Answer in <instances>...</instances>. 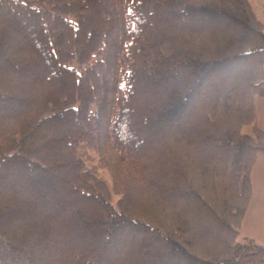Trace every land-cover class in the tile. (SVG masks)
<instances>
[{
	"label": "trees",
	"instance_id": "1",
	"mask_svg": "<svg viewBox=\"0 0 264 264\" xmlns=\"http://www.w3.org/2000/svg\"><path fill=\"white\" fill-rule=\"evenodd\" d=\"M256 97L249 0H0V264H263L239 231L264 156Z\"/></svg>",
	"mask_w": 264,
	"mask_h": 264
},
{
	"label": "rangeland",
	"instance_id": "2",
	"mask_svg": "<svg viewBox=\"0 0 264 264\" xmlns=\"http://www.w3.org/2000/svg\"><path fill=\"white\" fill-rule=\"evenodd\" d=\"M251 3L253 5L254 11L257 14V17L260 20H264V0H251ZM224 20H216L213 25V30L214 32L217 31L215 34L220 33V38H223V34L221 33H236L237 31V26H232L229 24V22H223ZM181 24V25H180ZM176 26H186L187 28L190 27V23L186 22L184 23V21L180 22V23H175ZM209 25V27H211ZM218 26V27H217ZM201 27V26H199ZM216 27V28H214ZM221 27V28H219ZM219 28V29H218ZM182 29V28H181ZM40 75H36L35 77H39ZM160 86H164L167 87L168 89L172 88L173 86V81H170L169 78L165 79L164 81L159 80ZM254 112L256 115V123H257V127L264 130V97H256L254 100ZM152 128V127H150ZM154 128V127H153ZM155 129V128H154ZM252 131V127L251 126H245L242 129V134L244 135H249L251 134ZM204 149V148H203ZM217 150V149H216ZM214 148L211 147V149H209V147H205V152L203 151L202 153V157L206 156L208 157V154H214V152L216 151ZM80 155L84 160V163L86 165L87 168L89 169H95V171L97 172V175L104 179L106 181V183L108 184V186L110 187L111 185V180L109 177V174L107 172L106 169H102L99 167V162H98V157L96 156L95 152L89 150V149H82V151L80 150ZM240 157V152L236 149H230L228 152H224V158L222 161L221 165H215L216 171H221L224 168L227 167V163H230V160L232 162V167L234 164H236L237 160ZM235 166V165H234ZM215 171V172H216ZM214 172V173H215ZM216 172V173H217ZM10 179L6 178L5 181H9ZM212 181V180H211ZM211 181H209L211 183ZM250 181H251V188H252V192H251V196L252 199L251 200V206H250V211L248 212V222H249V228L247 229V233L249 234V236L255 238L258 241L263 242V246H264V156L263 157H258L250 174ZM178 195V194H177ZM174 199H176V195H173ZM39 201L40 199L42 200L41 202V208H48L51 206L46 202V198L42 197V195H37ZM115 200V197L113 198V201ZM173 200V199H172ZM172 200H167L168 202H171ZM165 201V202H166ZM250 201V200H249ZM249 204V203H248ZM248 207V206H247ZM181 208L184 210H188V211H192L190 209V206H186V204L181 205ZM247 210V209H246ZM44 213V212H43ZM198 216V215H197ZM190 219H186V223L190 224ZM252 221V222H250ZM199 222L201 223L200 226L204 223V220L202 219V217L198 216V218H196V220L194 221V223ZM193 228L200 233V236L204 237L205 231L203 230V228H199V226L197 225H193ZM199 229V230H198ZM147 258V257H146ZM142 259L141 260V264H152L150 263L148 260Z\"/></svg>",
	"mask_w": 264,
	"mask_h": 264
},
{
	"label": "crops",
	"instance_id": "3",
	"mask_svg": "<svg viewBox=\"0 0 264 264\" xmlns=\"http://www.w3.org/2000/svg\"><path fill=\"white\" fill-rule=\"evenodd\" d=\"M250 1V4H251V7H252V10H253V12L255 13V15H256V17H257V14H256V12L254 11V8H253V5H252V3H251V0H249ZM258 18V17H257ZM259 19V18H258ZM260 20V19H259ZM263 24H264V20H260ZM259 157V156H258ZM257 157V158H258ZM260 157H263V156H260ZM257 160V159H256ZM251 198H252V196H251ZM251 200L252 199H250V201H249V204H248V207H247V210H246V212H245V216H244V219H243V222H242V225H241V228H240V234H241V236H244V237H248V238H251V239H253L257 244H259V245H262L263 246V242H261V241H258V240H256L255 238H253V237H251V236H249V234L247 233V229L249 228V222H248V220H247V218H248V212L250 211V202H251ZM250 222H252V221H250ZM264 264V263H263Z\"/></svg>",
	"mask_w": 264,
	"mask_h": 264
}]
</instances>
